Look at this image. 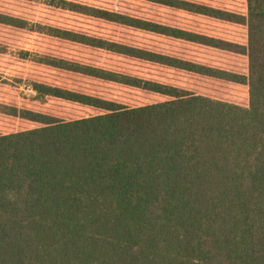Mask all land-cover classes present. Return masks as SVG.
I'll list each match as a JSON object with an SVG mask.
<instances>
[{"label":"trees","instance_id":"16d2710c","mask_svg":"<svg viewBox=\"0 0 264 264\" xmlns=\"http://www.w3.org/2000/svg\"><path fill=\"white\" fill-rule=\"evenodd\" d=\"M143 1L242 25L247 42L68 0L45 4L126 31L243 56L247 72L3 12L0 26L247 87V104L20 50L21 60L163 99L133 105L30 80L31 99L40 105L54 99L92 113L67 118L0 102L1 115L31 125L0 132V264H264V0H246L245 14L196 0Z\"/></svg>","mask_w":264,"mask_h":264},{"label":"rangeland","instance_id":"374dc122","mask_svg":"<svg viewBox=\"0 0 264 264\" xmlns=\"http://www.w3.org/2000/svg\"><path fill=\"white\" fill-rule=\"evenodd\" d=\"M68 1L97 6L140 18L187 28L238 44H246L247 42V29L242 25L218 21L203 16L190 15L143 0ZM196 1L239 14H245L247 10L246 0ZM45 2L46 0H0V12L18 16L30 22L73 29L103 38L114 40L130 38L143 42L151 46V48L154 47L157 50H163L176 56L233 69L235 71L247 72V58L243 56L202 46L169 41L165 38L151 37L129 30L126 31L124 28L115 24L50 7ZM0 48L4 50L0 53V102L45 110L67 118L88 116L92 111L54 99H48L46 104L40 105L31 99L35 95V92L27 82L37 80L93 94L115 97L133 105L151 103L162 100L163 98L152 93L57 70L30 60H21L18 58V52L20 50H28L40 55L62 56L88 64L117 69L165 83L181 85L195 90L198 93L241 105H246L248 101L247 87L235 86L222 81L107 55L98 50L45 35L31 33L26 30L0 26ZM16 79L22 80L21 83L16 82ZM30 126L19 120L10 119L0 114V132L2 133L18 131Z\"/></svg>","mask_w":264,"mask_h":264}]
</instances>
